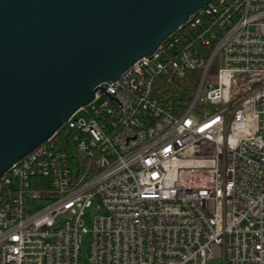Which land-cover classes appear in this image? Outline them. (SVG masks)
<instances>
[{"label":"built area","instance_id":"1","mask_svg":"<svg viewBox=\"0 0 264 264\" xmlns=\"http://www.w3.org/2000/svg\"><path fill=\"white\" fill-rule=\"evenodd\" d=\"M104 89L0 177V264H80L94 202L87 264H264V0H211Z\"/></svg>","mask_w":264,"mask_h":264},{"label":"water","instance_id":"2","mask_svg":"<svg viewBox=\"0 0 264 264\" xmlns=\"http://www.w3.org/2000/svg\"><path fill=\"white\" fill-rule=\"evenodd\" d=\"M211 0H0V177Z\"/></svg>","mask_w":264,"mask_h":264},{"label":"rangeland","instance_id":"3","mask_svg":"<svg viewBox=\"0 0 264 264\" xmlns=\"http://www.w3.org/2000/svg\"><path fill=\"white\" fill-rule=\"evenodd\" d=\"M77 118H79V119L86 118L83 110H80L77 113ZM98 205H99L98 202H94L93 205L89 209H87L83 215L84 225L86 226L87 229H89L90 233L83 236V239H82V243H81L82 255H81L80 264H87L86 255L84 254V251L87 249L86 248L87 244L91 240V230L93 227V217L95 216V214L96 215L102 214V209H100L98 207Z\"/></svg>","mask_w":264,"mask_h":264},{"label":"trees","instance_id":"4","mask_svg":"<svg viewBox=\"0 0 264 264\" xmlns=\"http://www.w3.org/2000/svg\"><path fill=\"white\" fill-rule=\"evenodd\" d=\"M187 76H189V74Z\"/></svg>","mask_w":264,"mask_h":264}]
</instances>
